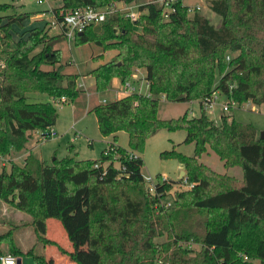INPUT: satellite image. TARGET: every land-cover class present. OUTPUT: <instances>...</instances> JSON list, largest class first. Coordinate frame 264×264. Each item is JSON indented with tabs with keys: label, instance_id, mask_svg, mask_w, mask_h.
I'll return each instance as SVG.
<instances>
[{
	"label": "trees",
	"instance_id": "trees-1",
	"mask_svg": "<svg viewBox=\"0 0 264 264\" xmlns=\"http://www.w3.org/2000/svg\"><path fill=\"white\" fill-rule=\"evenodd\" d=\"M59 1L62 15L74 7L112 0ZM205 1L219 15L217 24L199 9L189 15L182 0L170 2L172 9L164 17L163 4L149 0L138 5L134 20L115 12L75 34V44L92 42L102 51L115 50L109 60L90 69L97 91L115 76L127 81L134 68H144L148 94L132 90L89 108L102 134L116 139L119 131L127 133L128 148L112 141L98 158L65 155L50 163L28 152L22 163L10 161L8 169L4 165L0 170V198L28 213L34 232L44 237L47 219H58L72 243L70 251L59 248L78 264H264V138L251 122L224 113L215 121L203 105L213 90L230 104L264 101V0ZM12 5L0 3V9ZM31 13L0 14L2 154L26 148L31 131L55 124L58 103L73 101L83 91L78 73L61 70L60 48L55 46L64 37L61 32L47 36L34 26L25 37L11 41V25H21ZM28 92L51 99L29 101ZM160 96L198 100L200 112L189 116L185 110L177 117L160 118ZM163 127L184 129V141L194 146L192 154L175 147L161 152L183 164L178 183L184 178L192 183L175 189L172 199L164 197L173 180L158 174L152 193L141 172L140 152ZM208 149L225 166L239 164L242 177L200 161ZM7 251L20 261L26 254L49 264L35 245L20 246L14 227L0 232V254Z\"/></svg>",
	"mask_w": 264,
	"mask_h": 264
},
{
	"label": "rangeland",
	"instance_id": "rangeland-1",
	"mask_svg": "<svg viewBox=\"0 0 264 264\" xmlns=\"http://www.w3.org/2000/svg\"><path fill=\"white\" fill-rule=\"evenodd\" d=\"M117 1L118 0H112L110 2L116 3ZM143 1L149 0H134L133 9H137L136 3ZM193 1L197 2V0ZM9 2L13 3L12 8L7 10L0 9V14L10 12L18 13L22 11L32 12L29 17L23 20L21 25L17 23L11 25V41H16L21 36L25 37L28 30L34 26L42 27L47 36L59 33L58 26H56V23H53L57 18L53 11L58 15H61L62 12V10H59L60 2L58 0H0V3ZM184 2L191 3V0H184ZM118 5H121V2H118ZM200 7L199 11L205 16H208L211 22L217 24L219 21V15L208 8L205 0L201 1ZM192 12L193 11H189L188 14L191 15ZM60 41L61 42H57L58 45L55 44V46L60 48L61 70L64 72L78 73L79 76L77 78V83H82V85H78V87L82 88L83 91L73 101L70 99H62L61 102L58 101L57 117L54 124V128L57 131L55 136L43 139L38 130L31 133V136L27 140L28 143H26L28 146L32 145V153L44 160L45 163H50L54 157L60 158L65 155H76L77 158L81 159L98 158L101 155L103 148L112 141L128 148L127 133L125 131H119L116 139L110 134H102L98 128L96 116L93 111L89 110V108L95 103L106 102L129 93L132 90L130 89V85H134L138 87V89L140 87L141 92L145 91L146 84L143 78L144 68H134V72L127 81H121L119 77L115 76L109 86L104 90L97 91L94 86V79L90 73V69L101 62L109 60L115 50L108 49L102 51V55H97V51L99 52L101 49L99 45L95 43L88 42L75 44L73 40H68L63 37ZM1 46L3 48L6 47L4 43H2ZM39 48L40 46L36 47L34 50H38ZM227 53L230 56L235 54V52L231 51H228ZM2 59L3 57L0 55V61ZM42 67L49 68L50 65L42 64ZM218 78L219 75L217 74L215 83L218 81ZM127 82H129V86L127 85ZM215 92H217V90H213L211 94ZM27 99L29 101L47 100L51 99V97L41 92H28ZM103 99H105V101H103ZM224 102H226L225 96L219 94V97L216 99L212 107L204 106L209 117L216 121L219 119L220 114L224 113L227 114L229 118L234 117L240 122L253 123L257 128L258 135L264 132V101L261 103H254L252 101L241 103L234 102L233 104L229 103L227 110L222 109ZM203 105H205L204 102ZM185 110H188L189 116L192 114H199V101H169L164 96L159 97L158 116L160 118L177 117ZM185 136L186 132L184 129L167 130L163 127L147 139L143 150L140 152L144 161V164L141 167V172L144 175L156 177L158 174H161L174 181L173 187L168 191L167 196L164 197L165 199H172L175 189L185 188L184 183H178L179 179L184 176V174L180 176V172L182 169L184 170V167L178 158L164 157L161 155V152L175 147L176 150L185 154H192L194 148L193 142L184 141ZM19 151L23 152V150ZM19 151L15 152V157L18 163H22L23 153L18 156L20 153ZM198 158L200 161L210 165L219 172L231 174L237 178H240L243 175L242 168L239 164L225 166L223 160L220 159L211 149H208ZM9 166L10 161H7L5 168L8 169ZM1 168L2 166H0V170ZM10 227H14L15 237L23 248L35 245L36 252H44L47 256H51L52 259H49V264H54L52 253L54 255L59 254V256H62L63 261H74L69 258L67 252L62 251L61 248H59V246H61L65 250L70 251L72 250V243L66 236L58 219L53 217L47 219V237H44L43 235L34 232L31 225V216L28 213L16 208L13 202L5 201L0 198V232ZM46 238L53 242H47ZM80 240V245L84 246L81 237ZM191 244L192 246H197L193 242L190 243V245ZM253 260L257 261L254 257ZM74 262L75 263L73 264H78L76 261ZM17 264L42 263L36 261L33 257L24 254L21 255V261Z\"/></svg>",
	"mask_w": 264,
	"mask_h": 264
},
{
	"label": "built area",
	"instance_id": "built-area-1",
	"mask_svg": "<svg viewBox=\"0 0 264 264\" xmlns=\"http://www.w3.org/2000/svg\"><path fill=\"white\" fill-rule=\"evenodd\" d=\"M41 1V0H39ZM163 6L165 7L164 11V17H168L169 11L172 9L170 2L173 0H158ZM188 6V12L194 11L195 9H199V5L195 6ZM134 5L124 2L122 5H117L115 2H110L104 6H78L71 9H68L62 13L59 19L56 18V21L53 23H56V26L59 28V32H61L64 36V38L68 40H73L74 36L78 32H82L83 29L91 24V23H100L101 21L105 20V18L112 13L118 12L122 16L129 17L130 19L134 20L137 18V16L140 13V10L138 9V5H136L137 9H133ZM229 56L227 55V58ZM0 64L2 62L0 61ZM145 84L147 86V90L144 91L148 94V83L145 80ZM77 85L81 86L82 83L78 82ZM127 85L129 86V82H127ZM130 89L141 92V88L136 87L134 85H130ZM131 90V91H132ZM220 92L217 90V92L211 94L207 99L204 101V106L212 107L216 101V99L219 97ZM105 101V99H103ZM232 102L231 104H233ZM229 107V102H224L222 105V109L227 110ZM41 138L46 139L48 137L55 136L57 131L54 128V125L48 126L46 128L38 130ZM7 161H9L6 154L0 153V166L6 165ZM165 177V176H163ZM143 180L146 186L148 187V190L152 193H155L156 191V177H152L151 175H144L143 174ZM182 183H184L185 187L192 185V183H189L186 178L183 179ZM166 204H170V201H167ZM244 258H247L245 255ZM0 264H17V256L13 253L6 252L0 254Z\"/></svg>",
	"mask_w": 264,
	"mask_h": 264
},
{
	"label": "crops",
	"instance_id": "crops-1",
	"mask_svg": "<svg viewBox=\"0 0 264 264\" xmlns=\"http://www.w3.org/2000/svg\"><path fill=\"white\" fill-rule=\"evenodd\" d=\"M59 1V0H58ZM134 1V0H133ZM133 1L130 3V4H132V5H134L133 4ZM201 1L202 0H197V2H194L193 0H191V3H186V2H184V0H183V2L185 3V4H188V5H193V6H195V5H199V7L201 6ZM60 2V1H59ZM118 2H121V5L123 4V1L122 0H119V1H117L116 2V4L118 5ZM143 2H146V1H143ZM143 2H139V3H136L137 5H139L140 3H143ZM60 5V4H59ZM201 8V7H200ZM199 8V9H200ZM44 14V13H43ZM64 38V37H63ZM61 41H59L58 43H60ZM58 43H57V45H58ZM101 49V48H100ZM99 54H103V52H102V50H100L99 52L97 51V55H99ZM93 56V55H92ZM95 56V55H94ZM146 90H147V86H146ZM145 90V91H146ZM144 92V91H143ZM35 130H33V131H31V133H33ZM28 143V142H27ZM27 143H26V148H24V149H22L23 150V152H21V151H19L20 153H19V155L18 156H20V154H22L23 153V159H22V162L24 161V157L26 156V154L28 153V152H32V150H31V148H32V145L31 146H28L27 145ZM15 152L16 151H11V152H9L8 154H6V156L8 157V159H9V161H15L16 160V155H15ZM17 158H19V157H17ZM16 162H17V160H16ZM21 246V245H20ZM22 247V246H21ZM23 248V247H22ZM23 249H26V248H23ZM52 257L54 258V264H73V263H75L74 261L72 262V261H70V260H64L63 261V258H62V256H59V254H57V255H54L53 253H52ZM51 258V256L49 257V256H47L46 255V259L49 261V259ZM52 259V258H51ZM53 261V260H52ZM63 261V262H62Z\"/></svg>",
	"mask_w": 264,
	"mask_h": 264
},
{
	"label": "water",
	"instance_id": "water-1",
	"mask_svg": "<svg viewBox=\"0 0 264 264\" xmlns=\"http://www.w3.org/2000/svg\"><path fill=\"white\" fill-rule=\"evenodd\" d=\"M78 33L80 34L81 31L78 32ZM260 137H261V138H264V132H262V133L260 134ZM183 174H184V170L182 169L181 172H180V176H182ZM17 263H20V258H19V257H17Z\"/></svg>",
	"mask_w": 264,
	"mask_h": 264
}]
</instances>
